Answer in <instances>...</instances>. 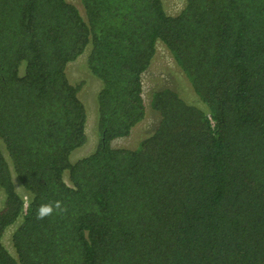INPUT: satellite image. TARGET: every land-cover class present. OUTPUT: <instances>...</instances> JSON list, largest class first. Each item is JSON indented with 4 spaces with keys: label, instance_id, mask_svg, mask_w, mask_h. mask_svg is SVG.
Wrapping results in <instances>:
<instances>
[{
    "label": "trees",
    "instance_id": "obj_1",
    "mask_svg": "<svg viewBox=\"0 0 264 264\" xmlns=\"http://www.w3.org/2000/svg\"><path fill=\"white\" fill-rule=\"evenodd\" d=\"M80 2L0 0V264H264V0ZM157 40L207 109L154 89L155 128L115 147ZM87 46L99 141L70 162L87 113L66 67Z\"/></svg>",
    "mask_w": 264,
    "mask_h": 264
},
{
    "label": "rangeland",
    "instance_id": "obj_2",
    "mask_svg": "<svg viewBox=\"0 0 264 264\" xmlns=\"http://www.w3.org/2000/svg\"><path fill=\"white\" fill-rule=\"evenodd\" d=\"M76 5L81 15L84 16L83 7L80 0H68ZM164 10L168 14H176L185 4V0H162ZM89 46L75 60L69 62L66 67V74L71 82H80L79 98L86 108L85 142L76 147L69 154V161L74 162L78 158L92 152L98 144V131L96 121V94L100 88V81L91 74L87 67L86 56ZM169 87L174 89L183 99L194 103L201 109H207L206 105L201 102L193 92L189 81L183 72L176 65L168 49L160 41H156L155 54L148 68L142 75V96L145 104L144 118L138 122L130 131L128 136L118 137L111 141L115 147H134L138 140L149 134L157 125L158 114L149 106L150 93L154 89ZM1 146V143H0ZM66 182L67 174H64ZM16 190L23 195H27L24 189L15 180ZM4 194L0 189V207L3 204ZM21 217H18L12 224L8 225L3 233L2 242L11 254H14L10 235Z\"/></svg>",
    "mask_w": 264,
    "mask_h": 264
},
{
    "label": "clouds",
    "instance_id": "obj_3",
    "mask_svg": "<svg viewBox=\"0 0 264 264\" xmlns=\"http://www.w3.org/2000/svg\"><path fill=\"white\" fill-rule=\"evenodd\" d=\"M54 212H56L57 214L66 213L67 208L62 204V201L60 200L42 203L37 206L36 219L42 220L48 216H51Z\"/></svg>",
    "mask_w": 264,
    "mask_h": 264
}]
</instances>
